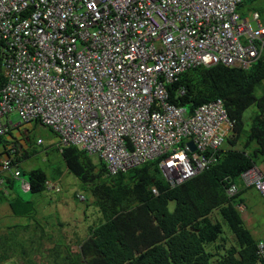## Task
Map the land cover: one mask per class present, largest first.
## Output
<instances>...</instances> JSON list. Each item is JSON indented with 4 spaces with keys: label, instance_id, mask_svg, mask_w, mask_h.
Here are the masks:
<instances>
[{
    "label": "built area",
    "instance_id": "1",
    "mask_svg": "<svg viewBox=\"0 0 264 264\" xmlns=\"http://www.w3.org/2000/svg\"><path fill=\"white\" fill-rule=\"evenodd\" d=\"M244 1L0 0V137L13 126L3 118L17 112L19 124L39 120L113 174L159 159L172 187L193 178L217 162L234 122L221 99L190 114L171 102L167 85L190 68L257 60L264 24L257 11L239 15ZM17 151L9 148L2 171L12 170ZM242 178L264 195L258 166ZM5 182L0 175V188ZM47 188L60 190L50 181ZM258 253L264 259V241Z\"/></svg>",
    "mask_w": 264,
    "mask_h": 264
},
{
    "label": "trees",
    "instance_id": "2",
    "mask_svg": "<svg viewBox=\"0 0 264 264\" xmlns=\"http://www.w3.org/2000/svg\"><path fill=\"white\" fill-rule=\"evenodd\" d=\"M255 10L263 22L264 11ZM260 48L261 55L247 68L199 66L167 85L171 102L190 113L221 98L235 123L233 134L215 151L217 162L180 185H170L159 159L113 174L100 157L95 162L92 154L76 145H58L69 171L92 185L102 216L88 227L85 238L75 241L76 245L57 250L54 243L49 254L52 264H264L258 253L264 239L254 237L239 209L242 193L256 188L246 187L242 174L264 163V45ZM3 57L0 41L1 86L6 83ZM259 88L261 95H257ZM252 105L257 111L247 124L245 112ZM22 157H29V153L24 151ZM22 157L14 160L13 166L18 167ZM27 176L32 193L46 191L47 182H51L41 168L28 171ZM13 179L7 178V191L14 189ZM233 184L238 192L230 195L228 189ZM7 191L0 196L16 216L36 217L34 201L19 194L13 197V192L9 197ZM25 226L30 229L33 225ZM39 236V241L52 239L44 228ZM10 239L0 236V264L15 260L11 254L18 244L13 245ZM25 250L21 255L25 264H39Z\"/></svg>",
    "mask_w": 264,
    "mask_h": 264
},
{
    "label": "rangeland",
    "instance_id": "3",
    "mask_svg": "<svg viewBox=\"0 0 264 264\" xmlns=\"http://www.w3.org/2000/svg\"><path fill=\"white\" fill-rule=\"evenodd\" d=\"M255 9H260L263 12L264 0L248 1L243 7L240 6V10L237 11L242 18H246ZM262 20L264 22V17ZM253 25L256 23L253 22ZM262 93V89L259 88L257 95ZM256 111L255 105L246 110L245 120L247 124L251 123V117L255 115ZM7 117L6 115L3 118L4 122H6ZM9 118L14 124L22 123L17 112L10 113ZM20 130L28 135L26 151L29 153V157H22L19 163L22 176L14 177L12 181L14 189L9 187L8 191L9 194L13 192L25 200L34 201L37 208L36 213H34L36 217L16 216L11 212L9 204L2 196L0 199V228L11 235L9 237H11L10 240L13 245L15 242L18 244V248L13 247V254H11L15 260L10 261L9 264H25L24 258L21 256L24 248L37 263L52 264L49 254L54 243L57 245V250L65 248V245H76L77 241L87 236L88 227L99 222L102 215L96 204L97 198L93 195L92 185L83 182L69 171L64 156L58 149L59 137L52 128L40 122L32 121L29 126ZM39 140H43V142L39 144ZM91 158L95 162L100 161L97 154H92ZM35 168L43 169L52 182L61 186V191L46 190L41 193H32L29 189L24 188L22 179L27 178V172ZM259 168L264 172L263 162H260ZM10 175L14 176L13 172ZM80 195H84L86 199H81ZM242 198L243 203L239 209L246 225L255 238L264 239V195L252 187L242 193ZM26 224L33 226L29 229L25 226ZM43 228L45 234L49 235L47 237H52V239L39 241V235ZM226 230L228 229L226 228ZM73 248L77 249L75 246Z\"/></svg>",
    "mask_w": 264,
    "mask_h": 264
},
{
    "label": "crops",
    "instance_id": "4",
    "mask_svg": "<svg viewBox=\"0 0 264 264\" xmlns=\"http://www.w3.org/2000/svg\"><path fill=\"white\" fill-rule=\"evenodd\" d=\"M9 115L10 114L7 115L8 117H7L6 122L7 123L12 122L13 123V126L11 127L10 132L8 134L4 135L3 138L0 140V167H1V164H2L3 160L7 157V152L9 150V148H11V146L15 145L16 143L18 145L19 153L16 155V159L17 158H21L22 155H23V153H24V151L27 150V147H26V138L28 137V135L22 133V131L20 129L21 128H25L26 126H29L30 123H26V124H19V123H17V124H14V122L12 121V119L9 118ZM31 127H32V124H31ZM0 174H2L3 176H5L7 178L11 176L9 173L3 172L1 170V168H0ZM5 188H2V190H0V193L3 192V191H7V188L6 189ZM251 188L252 187L247 188V189H251ZM7 192H9V191H7ZM9 195H11V193ZM12 196L14 197V196H16V194H13ZM1 197L2 196H0V199H1ZM9 212H10V210H9ZM11 212H12V210H11ZM15 225H18V224H15ZM5 232L6 231H4V230H2L0 228V236L1 237H5L6 238V237L11 236L10 234H7Z\"/></svg>",
    "mask_w": 264,
    "mask_h": 264
},
{
    "label": "clouds",
    "instance_id": "5",
    "mask_svg": "<svg viewBox=\"0 0 264 264\" xmlns=\"http://www.w3.org/2000/svg\"><path fill=\"white\" fill-rule=\"evenodd\" d=\"M239 8V7H238ZM254 12L255 11H257V10H253ZM253 11H251V12H253ZM238 12V11H237ZM251 12L249 13V17H246V18H250V14H251ZM257 12H259V11H257ZM260 13V12H259ZM260 20H261V17H260ZM262 22V21H261ZM263 23V22H262ZM264 24V23H263ZM254 62V61H253ZM231 67H237V66H231ZM240 68H243V67H240ZM168 89V88H167ZM169 92V91H168ZM218 99H221V98H218ZM218 99H215V100H218ZM222 100V99H221ZM212 101H214V100H212ZM223 101V100H222ZM209 102H211V101H209ZM206 103H208V102H206ZM223 104H224V106H225V103H224V101H223ZM178 106V105H177ZM181 107V106H180ZM226 107V106H225ZM184 108H186V107H184ZM187 109V108H186ZM197 109V108H196ZM195 109V110H196ZM226 109H227V107H226ZM187 111L189 112V110L187 109ZM228 111V110H227ZM195 112V111H194ZM193 112V113H194ZM190 113V112H189ZM193 113H190V114H193ZM228 114H229V112H228ZM230 117V116H229ZM34 121H36V120H34ZM233 121V120H232ZM234 122V121H233ZM42 124V123H41ZM234 125H235V123H234ZM53 130V129H52ZM54 131V130H53ZM55 132V131H54ZM56 133V132H55ZM57 134V133H56ZM233 134V130H232V132L230 133V135H229V137L231 136ZM57 136H58V134H57ZM59 137V136H58ZM40 141V140H39ZM39 141H38V143H39ZM42 142H43V140H41ZM41 142V143H42ZM226 142V141H225ZM224 142V143H225ZM41 143H39V144H41ZM59 144H60V139H59ZM17 147H18V145H17ZM17 154H18V151H17ZM16 154V155H17ZM16 155H15V158H14V160H16ZM259 167V166H258ZM15 170H19V171H21L20 169H19V166L17 167V166H14L13 168H12V170L11 171H3V172H6V173H12L13 172V174H14V171ZM1 176H3L2 174H0ZM22 175H21V172H20V176H18L17 178H19V177H21ZM4 178H5V180H6V182H5V184L0 188V190H2V188H5L6 187V183H7V177H5V176H3ZM11 177H16L15 175L14 176H11ZM23 181H27L28 183H29V181L28 180H26V178H24V179H22V185H23ZM52 182V181H51ZM53 183H55V182H53ZM55 184H57L59 187H60V190H49L48 188H47V190H49V191H54V192H59V191H61V186L58 184V183H55ZM24 187V186H23ZM25 188V187H24ZM30 188V187H29ZM29 188H26V189H29ZM6 189V188H5ZM260 192V191H259ZM261 193V192H260ZM262 194V193H261ZM81 196H83V195H80V198L81 199H83ZM84 199H85V197H84ZM83 199V200H84Z\"/></svg>",
    "mask_w": 264,
    "mask_h": 264
},
{
    "label": "water",
    "instance_id": "6",
    "mask_svg": "<svg viewBox=\"0 0 264 264\" xmlns=\"http://www.w3.org/2000/svg\"><path fill=\"white\" fill-rule=\"evenodd\" d=\"M188 145H189V147H190V149H191L192 151H195V150H196V146H195V143H194L193 141H190V142L188 143Z\"/></svg>",
    "mask_w": 264,
    "mask_h": 264
}]
</instances>
